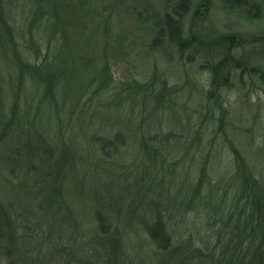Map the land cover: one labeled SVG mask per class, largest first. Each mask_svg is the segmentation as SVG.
I'll return each instance as SVG.
<instances>
[{"label":"rangeland","instance_id":"374dc122","mask_svg":"<svg viewBox=\"0 0 264 264\" xmlns=\"http://www.w3.org/2000/svg\"><path fill=\"white\" fill-rule=\"evenodd\" d=\"M6 1L10 2L2 0V18L12 23L16 39L15 46H11L10 57L0 63V150L8 152L15 147L17 138L10 135V129L5 127L10 110L15 105L21 113L32 108L31 114L38 116L39 122L53 126L56 120L51 101L39 95L43 93L42 86L34 85L27 70H23L24 64L28 67L42 66L45 70V64L54 58L56 43L46 47L52 29L40 24L32 30L28 27L38 6L46 14L47 24H53V21L58 23L60 34L55 40H66L62 56L59 57L66 74L56 88L61 106L59 112L66 123L70 121L71 113L89 99L91 87L105 63L110 65L115 86L139 83L145 89L152 83V101L160 95L165 84L167 92L164 100L169 105L159 108L155 105L153 108L151 103L145 108L143 105L135 106L133 110L129 105L124 106L125 110L111 107L101 109L94 118L101 123L98 127L92 125L84 130L80 123L76 125L78 119L74 117L68 129L64 125L60 132L43 127L40 123L34 126L37 128L34 132L39 136L43 134L48 146L57 154L61 153L59 145L68 143L71 135L75 134L73 147L77 150L76 163H79L80 171L97 169L89 166L88 160L94 153L89 141L94 134L103 139H112L121 133L128 139L126 146L120 148L122 163L117 160L118 157L111 160L118 162L115 167L119 170L133 163L138 165L143 159L149 162L138 149L139 138L144 132L161 137L169 134L170 141L165 144L171 151L166 158L165 177L170 175L169 168H177L176 172L179 173H176L175 184L170 189L173 197L177 196L174 207H170L166 204L170 203V199L156 195L161 199V219L177 241L194 243L197 247H200V240L207 242L210 250L216 248L217 259L224 260L226 257L222 256L233 242L235 222L230 226L226 221L217 222L215 214L208 212L203 202L207 199L209 188L215 189L218 202H221L226 191L227 196H232V184L237 183L234 176L239 170L235 150L242 155L245 175L252 177L251 183L259 181L264 184V0H255L258 8L250 4L247 7L236 6L231 4L232 0H187L189 7L183 13L184 37L191 38L193 43L184 51L169 44L165 45L164 50L150 48L159 23L168 13L176 15V12H180L177 5L182 0H12L13 3L5 6ZM54 10L57 18H51L49 14ZM30 33L34 36L33 40ZM225 35L239 40L232 54L240 64L232 70L228 86L222 87L213 101H208L207 93L212 80L209 67L224 57L220 39ZM34 44L38 52L33 50ZM7 50L10 54V48ZM37 53L40 55L37 56ZM40 108L47 114L42 115V120L38 115ZM223 111L225 124L221 131L218 117ZM3 114L7 118L1 119ZM202 120L209 124L200 127ZM214 136L215 143L212 141ZM16 152L14 150L13 153ZM94 156L93 164L96 163ZM101 157L99 155V159ZM23 158L27 159L26 154ZM140 166L133 170L138 176H130L128 181L134 184L139 180L144 181L143 185H148L149 178L143 180L144 177L140 176L143 164ZM154 169L151 162L145 173L143 170V175L148 176ZM74 176L79 178L77 173ZM89 176L84 183L69 184L65 191L68 204L83 223L79 232L64 225L62 230L55 228L52 234V239H56L53 246L58 244L59 249L64 250L66 245L64 251L76 256L77 260H67V264L100 262L99 255L94 252L99 245L89 243L88 238L92 240L94 233L87 230L93 214L91 206L98 199V193L102 196L109 193L99 185L109 182L111 174L102 173L100 180L97 176ZM200 187L201 194L194 199L196 188L198 190ZM261 197V204L264 205V198ZM143 201L137 203L139 214L152 222L154 218L149 212V209L152 211L149 201ZM227 201H230V197ZM117 230L123 231L126 251L133 256L114 264H154L152 244L147 240L146 233L133 225L128 228L123 224L114 225L112 231L115 238ZM0 240L3 242L4 239L0 237ZM33 246L42 248L43 254L55 253L54 264L66 263L63 260L68 256L58 247L49 250L35 242ZM262 246L261 259L256 260L260 264H264V240ZM107 260L105 257L99 264H108ZM3 262L12 264L9 258H4ZM15 262L25 263L19 258Z\"/></svg>","mask_w":264,"mask_h":264},{"label":"trees","instance_id":"16d2710c","mask_svg":"<svg viewBox=\"0 0 264 264\" xmlns=\"http://www.w3.org/2000/svg\"><path fill=\"white\" fill-rule=\"evenodd\" d=\"M9 1L5 2V6H7V3H13L12 0ZM231 4L244 7L250 4L253 8H258V5L255 6V0H232ZM2 5L3 2L0 0V63L1 60L10 57L11 46H15L14 40L16 39L12 23L6 22L2 18ZM177 7L180 12H176V15L168 13L159 23L153 37L154 40L150 42L152 50H159V48L164 50L166 49L165 45L169 44L180 51H184L192 45L193 40L184 37L183 13H186L189 4L187 0H182ZM36 8L30 25H28L29 30L39 24L46 29H52V34H49L48 40H46V47L49 48L52 43H56L53 48L54 58L45 64V70L42 66L28 67L25 64L23 70H27L30 75L29 79H32L34 85L42 86L43 93L39 95L51 101L52 110L55 114L53 115L56 120L53 123L54 127L43 121L39 122L38 116L31 114L32 108H28L27 112L21 113L17 105L11 108L9 118L6 117V114L2 115L1 119L7 118L5 127L10 129L11 133L9 134L17 139L14 143V149L12 148L8 152L0 150V237L4 239V243L0 240V264H5L3 262L4 258L11 259L12 264L16 263L15 259L17 258L24 260L25 263L23 264H54L52 260L55 253L43 254L42 248H35L33 243L41 244L42 247L53 250L58 247V244L53 246L56 240L52 239L55 228L62 230L63 226L66 225L71 227L72 231L77 230L79 232L83 223L75 215L66 200L65 191L67 186L72 183H84L85 178L90 177L89 175L97 176L100 180L102 173L106 172L111 174L108 179L109 182H102L99 186L104 192L106 190L109 193L102 196L97 192L98 199L91 206L93 214L90 216V228L87 230L94 233L92 240L88 238L89 243L99 245L94 250L99 255L100 262L98 261V264L105 257L108 258V264L123 262L132 258L133 255L128 250L126 251L123 231L117 230L115 232L117 238L113 236L112 227L122 224L126 228L131 225L136 226L147 234V240L152 244L153 255L151 256L154 264H252L253 261L261 259L262 242L264 240V205L261 204V195L264 198V184L259 181L251 183L252 177L245 175L242 155L237 150H235V155L239 163V170L236 172L237 175L234 176L236 178L234 182L237 181V183L232 184V196H227L226 191L220 199L221 202H218L214 192L215 189L209 188L207 199H204L203 202L208 212L215 214L217 222L223 223V221H226L228 226L235 222L233 227L235 235L232 239V245H235L233 247L231 245V249L229 248L228 252H225V256H222V258H226L220 261V259H217L216 248L210 250V244L207 242L200 240V247H197L194 243L187 244L183 241H177L168 232L164 220L161 219V203H159L161 199L157 198L156 195L164 199H170V203H166L170 207H174L173 202L177 196L175 194L176 196L173 197V193L170 191L175 184L176 173L177 175L179 173L176 172L177 168H169L170 175L165 177L166 158L171 151L165 144L170 141L169 134L163 136V138L157 134L150 135L144 132L145 134L140 136L138 142L139 152L149 160V162H145L143 159L140 163L143 164L144 173L151 162L155 167L148 176L143 175V170H140V176L144 177L143 180L149 178L150 181L148 185H143L144 181L137 180L134 184L128 181L130 176H138L136 171L133 170L135 167H141L140 164L133 163V165L119 170L115 167L118 162L111 161L114 159L112 157H118L116 159L122 163L120 148L126 146L128 139L126 140L121 133L115 135L112 139H103L95 134L91 136L89 141L93 145L94 153L91 155V160L87 159L90 161L89 166L93 165L97 169L96 171L90 169L80 171L79 163H76L77 150L73 147V140H75L73 136L75 134L69 136L68 143H62V146L59 145L61 153L57 154L48 146V140L43 134L39 136L34 132L37 129L34 126H39V123L43 127L54 128L56 132H60L64 125L68 129V125L74 121V117L78 119L75 122L76 125L80 123L84 130L91 128L92 125L98 127L101 123L96 122L94 118L101 109L119 107L125 110L124 106L129 105L133 110L135 106L143 105L145 108L147 104L151 103L153 108H155V105L158 108L169 105H166L164 100L167 92L165 84H163L160 95L154 98L155 101H152L150 89L153 86L152 83H149L148 87L145 86V89L139 83L115 86V79L110 72V65L105 63L103 70L91 87L89 99L71 113L70 121L66 123L61 118L59 112L61 106L56 95L57 85L66 74L62 63H59V57L62 56V48H64L66 40H55L60 34L58 23L53 21V24H47L45 22L46 14L38 6ZM49 14L51 18H57L55 10ZM29 36L31 40L34 39L32 33ZM220 42L225 55L219 62L209 67L212 72V80L210 83L211 89L207 93L208 101H213L216 93L222 87L228 86L232 70L240 64L239 61L233 59L234 55L232 54L238 46L239 40L232 35H225L220 39ZM8 48H10V54ZM33 50L38 52L36 46L33 47ZM17 51L18 49L15 52ZM39 55L37 53V56ZM23 70L22 73L24 74ZM43 110L40 108L38 113L41 120L42 115H47ZM218 122L219 129L223 131L225 124L224 111L218 117ZM181 123L184 124V122ZM205 124H209V122L202 120L200 127ZM208 128L209 126L206 129ZM212 141L215 143L216 136L212 137ZM21 144H24V146L19 148L18 146ZM5 148L6 146L3 149ZM14 150H17L15 154L13 153ZM24 150L27 152L22 153ZM25 154L27 156L26 160L23 158ZM99 155L102 156L100 159ZM93 156L96 161L94 164L91 162ZM75 173L79 178L74 176ZM179 190L181 191V189ZM201 190V187L198 190L196 188L193 195L194 199L199 198ZM229 197L230 201H227ZM145 199H148V204L152 209V211L149 209L154 218L152 222L145 215L139 214L137 203H142ZM108 243L110 246L107 245ZM64 250L61 251L66 253L68 257L63 260L66 261L63 264H67V260L70 261V259L77 260L73 253ZM59 259L61 258L59 257ZM88 264L95 263L89 261ZM253 264L260 263L256 261Z\"/></svg>","mask_w":264,"mask_h":264}]
</instances>
